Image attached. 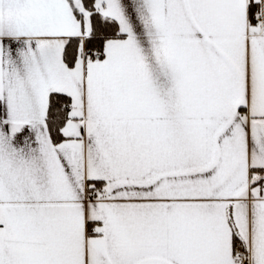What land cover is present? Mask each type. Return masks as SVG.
Instances as JSON below:
<instances>
[{
	"label": "snow or ice",
	"instance_id": "obj_1",
	"mask_svg": "<svg viewBox=\"0 0 264 264\" xmlns=\"http://www.w3.org/2000/svg\"><path fill=\"white\" fill-rule=\"evenodd\" d=\"M0 264H264V0H0Z\"/></svg>",
	"mask_w": 264,
	"mask_h": 264
}]
</instances>
